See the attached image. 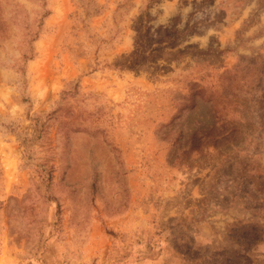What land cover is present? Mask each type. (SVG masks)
<instances>
[{
  "label": "rangeland",
  "instance_id": "obj_1",
  "mask_svg": "<svg viewBox=\"0 0 264 264\" xmlns=\"http://www.w3.org/2000/svg\"><path fill=\"white\" fill-rule=\"evenodd\" d=\"M0 264H264V0H0Z\"/></svg>",
  "mask_w": 264,
  "mask_h": 264
},
{
  "label": "trees",
  "instance_id": "obj_2",
  "mask_svg": "<svg viewBox=\"0 0 264 264\" xmlns=\"http://www.w3.org/2000/svg\"><path fill=\"white\" fill-rule=\"evenodd\" d=\"M115 67H121V68L129 69L128 67H126V66L123 65V64H121V65H115Z\"/></svg>",
  "mask_w": 264,
  "mask_h": 264
}]
</instances>
